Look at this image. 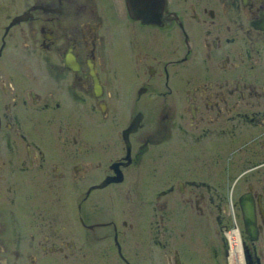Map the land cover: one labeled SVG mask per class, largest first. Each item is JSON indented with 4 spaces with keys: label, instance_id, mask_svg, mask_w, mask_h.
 <instances>
[{
    "label": "flooded vegetation",
    "instance_id": "1",
    "mask_svg": "<svg viewBox=\"0 0 264 264\" xmlns=\"http://www.w3.org/2000/svg\"><path fill=\"white\" fill-rule=\"evenodd\" d=\"M60 263L264 264V0H0V264Z\"/></svg>",
    "mask_w": 264,
    "mask_h": 264
},
{
    "label": "rangeland",
    "instance_id": "2",
    "mask_svg": "<svg viewBox=\"0 0 264 264\" xmlns=\"http://www.w3.org/2000/svg\"><path fill=\"white\" fill-rule=\"evenodd\" d=\"M159 164L162 165V161H161ZM157 178H158V177H157ZM157 184H158V183H157ZM160 188H163V187H161V186L156 187V191L159 190ZM71 210H72V209H71ZM75 212L78 213L77 208H76ZM156 212H159V211L156 210ZM112 253L114 254V250L112 251ZM69 259H70V258H68L66 261H69ZM79 260H83V258L80 256ZM60 264H62V263H60ZM108 264H110V263H108ZM111 264H112V263H111Z\"/></svg>",
    "mask_w": 264,
    "mask_h": 264
},
{
    "label": "water",
    "instance_id": "3",
    "mask_svg": "<svg viewBox=\"0 0 264 264\" xmlns=\"http://www.w3.org/2000/svg\"><path fill=\"white\" fill-rule=\"evenodd\" d=\"M104 185V184H101V186Z\"/></svg>",
    "mask_w": 264,
    "mask_h": 264
}]
</instances>
